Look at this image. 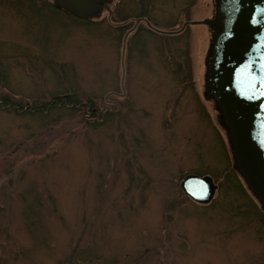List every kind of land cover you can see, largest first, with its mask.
Returning <instances> with one entry per match:
<instances>
[{
	"label": "rangeland",
	"instance_id": "rangeland-1",
	"mask_svg": "<svg viewBox=\"0 0 264 264\" xmlns=\"http://www.w3.org/2000/svg\"><path fill=\"white\" fill-rule=\"evenodd\" d=\"M45 1L0 0V92L97 109L0 106V264H264V217L205 93L215 30L146 23L177 30L218 0H111L86 22ZM188 172L213 176L210 202L184 193Z\"/></svg>",
	"mask_w": 264,
	"mask_h": 264
},
{
	"label": "water",
	"instance_id": "water-1",
	"mask_svg": "<svg viewBox=\"0 0 264 264\" xmlns=\"http://www.w3.org/2000/svg\"><path fill=\"white\" fill-rule=\"evenodd\" d=\"M110 1L55 0V4L87 18L103 7L111 11ZM139 19L123 35L122 75L126 39ZM189 22L208 23L215 30L206 60L205 93L214 100L233 166L264 207V0H218L215 17L185 21L171 32ZM179 183L200 203L210 202L218 186L208 173L188 172Z\"/></svg>",
	"mask_w": 264,
	"mask_h": 264
},
{
	"label": "trees",
	"instance_id": "trees-1",
	"mask_svg": "<svg viewBox=\"0 0 264 264\" xmlns=\"http://www.w3.org/2000/svg\"><path fill=\"white\" fill-rule=\"evenodd\" d=\"M45 1V0H43ZM50 0V4H52V7L56 10H62L68 14H70L71 16H73V18H76V19H79V20H84V22L86 21H92L91 19V16L90 17H87V18H81V17H78L76 16L75 14H73L72 12L68 11L67 9H64L62 8L61 6H57L54 1ZM46 2V1H45ZM121 11V10H120ZM120 11H117L116 13V16L115 18L113 19H118V20H124L126 18H128L129 14L126 13V12H120ZM94 21V20H93ZM126 25H117L118 28H124ZM127 27V26H126ZM154 34H158L157 32H152ZM162 35V34H160ZM166 37H169V36H174V35H170V34H166L164 35ZM59 106V105H71L70 108H87L89 110H91L92 114L95 113L94 109L96 110L97 107H95V102L93 101V99L91 98H80L78 97V95L75 93V92H68V93H55L54 96H52V98L50 100H46V101H42V102H26V101H23L19 98H16L12 95H10L9 93H4V92H0V106L2 108H5V109H19V110H22L24 108H27L30 112H44V111H47L49 110L51 107L53 106ZM26 106V107H24ZM89 106V107H88ZM233 170H235L236 172H238L237 174H239V171L235 168V167H232ZM232 170V171H233ZM245 190V189H244ZM253 196H255L253 194ZM259 205H258V209L257 212H259V216H263L264 217V207L262 205V202L256 197Z\"/></svg>",
	"mask_w": 264,
	"mask_h": 264
},
{
	"label": "flooded vegetation",
	"instance_id": "flooded-vegetation-1",
	"mask_svg": "<svg viewBox=\"0 0 264 264\" xmlns=\"http://www.w3.org/2000/svg\"><path fill=\"white\" fill-rule=\"evenodd\" d=\"M52 1H54V3H55V0H52ZM61 7L64 8L63 6H61ZM64 9H66V8H64ZM207 18H210V17H207ZM186 21H187V20H186ZM146 23H147V25H148L149 27H151V28H153V29L156 28V27H154L152 24H149L147 20H146ZM207 24H208V23H207ZM158 29H159V28H158ZM155 30H156V29H155ZM158 31H159V30H158ZM162 31H165L166 33H176V32H171V31H173V30H164V29H161L160 32H162ZM177 32H179V31H177ZM118 93L121 95L120 92L115 91V94H118ZM105 100H106V101H114L113 99H110V98L108 97V94H106ZM115 102L118 103V101H115Z\"/></svg>",
	"mask_w": 264,
	"mask_h": 264
}]
</instances>
